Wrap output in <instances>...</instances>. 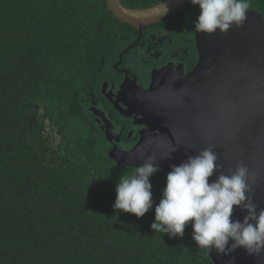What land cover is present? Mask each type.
<instances>
[{
  "label": "trees",
  "instance_id": "1",
  "mask_svg": "<svg viewBox=\"0 0 264 264\" xmlns=\"http://www.w3.org/2000/svg\"><path fill=\"white\" fill-rule=\"evenodd\" d=\"M109 15L107 0H0V264H214L190 224L151 229L166 173L150 177L143 217L112 207L133 169L107 153L84 99Z\"/></svg>",
  "mask_w": 264,
  "mask_h": 264
},
{
  "label": "water",
  "instance_id": "2",
  "mask_svg": "<svg viewBox=\"0 0 264 264\" xmlns=\"http://www.w3.org/2000/svg\"><path fill=\"white\" fill-rule=\"evenodd\" d=\"M188 1L166 0L147 8L127 7L121 0H107V4L121 22L144 28ZM198 36L200 61L194 72L186 75L189 85L181 93L183 99L171 103L175 109L169 113L168 124L159 123L156 115L151 117L135 149L114 147L109 155L119 166L132 167L152 155L159 171L169 172L171 165H179L188 156L211 147L221 166L215 175L220 171L230 175L238 161L255 173L252 191L246 195L252 197L259 211L264 208V15L248 9L241 26L223 33L199 32ZM156 85L154 90L162 87ZM99 116L106 120L104 115ZM107 129L110 138L112 130L109 126ZM244 215L234 206L233 218L242 219ZM208 253L214 264H264V252L249 255L243 247L228 255H218L215 250Z\"/></svg>",
  "mask_w": 264,
  "mask_h": 264
},
{
  "label": "clouds",
  "instance_id": "3",
  "mask_svg": "<svg viewBox=\"0 0 264 264\" xmlns=\"http://www.w3.org/2000/svg\"><path fill=\"white\" fill-rule=\"evenodd\" d=\"M190 3L200 10L193 22L195 30L207 34L241 26L250 6L249 0H190ZM217 159V154L208 147L179 165H171L169 172L162 171L167 174L166 184L159 203L155 204L150 227L170 237H183L190 224L192 239L201 249L228 255L243 247L249 255H258L264 252V208L257 211V204L246 195L252 191L255 173L238 161L230 175L222 171L215 175L221 167ZM159 170L156 157L149 155L130 174H122L115 186L112 207L143 217L155 203L150 177ZM234 206L245 212L242 219L233 218Z\"/></svg>",
  "mask_w": 264,
  "mask_h": 264
},
{
  "label": "flooded vegetation",
  "instance_id": "4",
  "mask_svg": "<svg viewBox=\"0 0 264 264\" xmlns=\"http://www.w3.org/2000/svg\"><path fill=\"white\" fill-rule=\"evenodd\" d=\"M121 1L127 7L147 8L166 0ZM249 5V9L259 10L252 0ZM199 11L198 5L188 1L144 28L109 15L111 29L103 39L102 64L84 98L107 153L114 147L135 149L150 126L147 121L155 115L159 123L168 124L169 113L175 109L171 103L183 99L181 93L189 85L186 75L194 72L200 61L201 41L193 24ZM157 83L162 87L154 90ZM254 132L262 134L261 130Z\"/></svg>",
  "mask_w": 264,
  "mask_h": 264
}]
</instances>
